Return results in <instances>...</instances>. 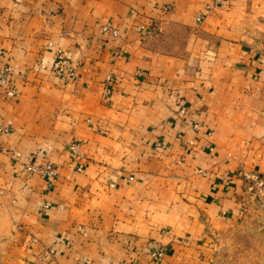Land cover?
I'll list each match as a JSON object with an SVG mask.
<instances>
[{
    "label": "crops",
    "instance_id": "crops-1",
    "mask_svg": "<svg viewBox=\"0 0 264 264\" xmlns=\"http://www.w3.org/2000/svg\"><path fill=\"white\" fill-rule=\"evenodd\" d=\"M206 2L0 0V264H214L264 220L242 178L264 180V0Z\"/></svg>",
    "mask_w": 264,
    "mask_h": 264
},
{
    "label": "built area",
    "instance_id": "built-area-1",
    "mask_svg": "<svg viewBox=\"0 0 264 264\" xmlns=\"http://www.w3.org/2000/svg\"><path fill=\"white\" fill-rule=\"evenodd\" d=\"M222 0H208L203 7L202 10L198 11L196 14L195 18L199 20L202 15L206 14L212 7L221 4ZM101 30L103 32H108L111 35L116 34V29L111 26L108 23H104L101 25ZM52 67L55 73L61 77L64 80L67 79H72L75 77V67H68L67 68V56L57 50L54 53L53 60H52ZM9 70L10 67L8 65V62L6 61L5 58V53L4 51L0 48V87H4L5 93L7 95L12 94V90L9 88L8 82H9ZM111 90V75L106 74L104 79H103V87H102V97L105 98L110 94ZM183 108L179 109L180 114L183 112ZM192 128L196 129L197 124L193 123ZM2 129L0 127V133ZM188 144H192L191 141H188ZM208 151H211V147H207ZM67 151L69 154V157L71 161L74 163V167L76 171L81 170V156L82 152L80 150V144L76 141H71L67 145ZM25 171L29 174H36L39 177H41L45 183V188L49 189L51 188L52 182L56 176V169L54 165L46 160L42 164L37 165L33 163L30 158L28 160V163L25 164ZM132 177H128L127 181H129ZM242 178L245 181V187L244 191L247 193H253L255 196H257L261 201L264 200V180L261 179L260 177H257L251 173L244 172L242 173ZM112 186V184H110ZM0 189V193H1ZM47 207L46 204L41 205L40 209L43 210ZM162 254V251L159 250L154 253L155 256H160ZM106 264H124L121 261H108Z\"/></svg>",
    "mask_w": 264,
    "mask_h": 264
},
{
    "label": "rangeland",
    "instance_id": "rangeland-1",
    "mask_svg": "<svg viewBox=\"0 0 264 264\" xmlns=\"http://www.w3.org/2000/svg\"><path fill=\"white\" fill-rule=\"evenodd\" d=\"M214 264H264V220L241 225L215 241Z\"/></svg>",
    "mask_w": 264,
    "mask_h": 264
}]
</instances>
